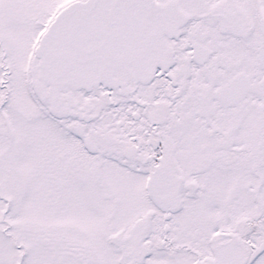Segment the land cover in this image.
I'll list each match as a JSON object with an SVG mask.
<instances>
[{"label":"snow or ice","instance_id":"1","mask_svg":"<svg viewBox=\"0 0 264 264\" xmlns=\"http://www.w3.org/2000/svg\"><path fill=\"white\" fill-rule=\"evenodd\" d=\"M0 264H264V0H0Z\"/></svg>","mask_w":264,"mask_h":264}]
</instances>
